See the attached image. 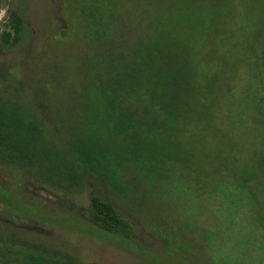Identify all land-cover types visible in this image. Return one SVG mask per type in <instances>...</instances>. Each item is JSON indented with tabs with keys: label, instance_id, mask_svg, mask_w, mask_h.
<instances>
[{
	"label": "trees",
	"instance_id": "trees-1",
	"mask_svg": "<svg viewBox=\"0 0 264 264\" xmlns=\"http://www.w3.org/2000/svg\"><path fill=\"white\" fill-rule=\"evenodd\" d=\"M73 2L84 51L71 65V75L36 87H27L20 80L10 91L4 85L17 67L1 66L0 167L13 180L0 182L2 212L91 238L111 242L100 235L104 233L130 242L134 226L112 201L127 197L126 182L133 187L144 183L160 198H167L168 193L171 199V195L183 193L179 190L183 191L191 177L203 184L202 197L209 188L206 184L215 182L211 188L228 201H224L223 224L247 229L239 238L255 250L247 264H264L263 158L251 172L243 158L236 157L231 169L223 167L230 161L227 158H214L207 164H222L223 168L200 172L191 141L201 133L217 135L214 122L220 127L224 121L244 123L242 117L251 102L255 103L251 109L264 115V89L263 95L258 96L257 90L241 100L238 113L229 100L248 58H254L248 66L252 78L263 76L260 53L264 52V17L251 42L244 46L239 62L218 67L209 55L223 27L239 17L238 11L246 10L251 18L264 16V0ZM130 2H140L148 12L139 23L137 36L132 25L117 18L123 4ZM64 5L66 12V0ZM64 28H55V39L65 36ZM26 30L24 15L11 11L9 23L0 34V46L6 52L19 50L28 40ZM222 113L226 114L219 124ZM256 132L264 145L263 119ZM238 148L235 146L234 151L243 155L245 149ZM95 181L107 188L109 196L90 194L93 224L78 216L73 219L21 189V183L28 182L73 199L84 195ZM165 238L172 240L169 235ZM218 239L222 237L216 238L217 243ZM120 241L115 245L125 246ZM241 259L235 264H241ZM0 264L84 261L66 248L0 221Z\"/></svg>",
	"mask_w": 264,
	"mask_h": 264
},
{
	"label": "rangeland",
	"instance_id": "rangeland-1",
	"mask_svg": "<svg viewBox=\"0 0 264 264\" xmlns=\"http://www.w3.org/2000/svg\"><path fill=\"white\" fill-rule=\"evenodd\" d=\"M64 3L65 0H0V34L9 23L10 12L18 10L24 15L28 37L26 44L14 52H6L0 46V69L3 65L9 68L17 67V71L8 76L5 88L14 91L20 80H23L27 87H36L49 83L52 78L60 79L72 74L71 65L73 66L77 58L83 56L84 49L78 34L80 26L76 27L75 18L78 14L71 7L74 2L66 0L68 3L66 12ZM145 8L140 2L125 3L118 11L117 18L124 24L132 25L133 33L137 36L139 23L145 18V12L148 13ZM238 16L235 21H229L223 27V33L216 45L209 49V55L213 57V63L218 67H230L232 63L239 62L244 46L251 42L256 26L263 22L264 17L256 15L257 17L251 18L252 15L246 10L238 11ZM63 25L65 36L55 39L53 35L55 28H62ZM213 34L216 37V33ZM262 45L263 43L261 48ZM260 54V63L263 64L264 52L261 50ZM252 60L254 61V58L247 59L246 67L241 69L239 80L232 87L229 100L235 113L240 110L238 106L240 101L246 99L248 94L259 90L258 96L263 95L264 68L263 76L257 74L252 78V71L248 69ZM58 90L56 94L60 93ZM251 101L252 99L248 100L246 105ZM253 106L255 103L251 102L245 110L247 113L242 117L244 123L224 121L220 127L214 122L219 131L217 135L201 133L191 139L192 148L197 152L199 163L197 161L196 163L200 172L223 167L231 169L235 157L243 158L248 164L246 169L251 172L255 169L258 159L264 160L263 139L256 132L259 123L264 120V115L254 112L251 109ZM226 113L229 115V111ZM226 113H222L218 118L219 124ZM235 146L237 149L240 146L245 149L243 155H238L240 153L234 151ZM229 147L233 148V151L230 152ZM189 149L192 150L191 147ZM214 158H218L217 161L220 158H227L230 161L228 165L222 162L223 167L222 164L216 166L207 164V161L210 163ZM188 180L183 191L179 190L183 193L175 192L177 196L171 195V199H168V193L167 198H160L159 194L154 193L153 189L144 183L141 185L135 183L133 187L131 183L126 182L127 197L112 201L119 212L134 226L135 233L130 242L113 239L104 233L100 235L112 239L111 242L81 235L72 229L67 231L45 227L25 218L3 213L1 208L0 221L20 228L34 238L46 239L58 247L70 250L79 255L84 264H145L140 258L149 264H235L240 258L241 264L249 263L248 258L254 255L255 250L246 244L243 238L239 240L247 229L239 225L232 228L223 224L222 215L225 214L228 201L211 188L215 182L210 181V184H206L210 189L206 188V196L202 197L203 184L196 183L191 177ZM0 182H13L1 167ZM21 189L27 195L68 213L73 219L78 216L81 221L83 219L92 224L94 221L90 213V194L109 196L107 188L96 181L90 183L84 195L73 199L28 182L21 183ZM183 197L185 198L182 199ZM34 212L39 214L38 211ZM223 226L225 228H222ZM165 235L172 237L173 242L165 238ZM220 236L222 240L218 239L217 243L216 238ZM119 241L125 246L117 247L115 244ZM180 241L190 246L181 244ZM128 250L136 254H131Z\"/></svg>",
	"mask_w": 264,
	"mask_h": 264
}]
</instances>
